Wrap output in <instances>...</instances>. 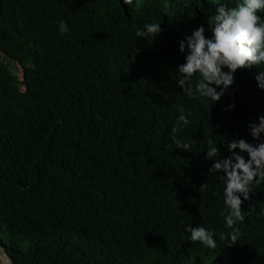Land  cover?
I'll return each mask as SVG.
<instances>
[{
  "label": "trees",
  "instance_id": "16d2710c",
  "mask_svg": "<svg viewBox=\"0 0 264 264\" xmlns=\"http://www.w3.org/2000/svg\"><path fill=\"white\" fill-rule=\"evenodd\" d=\"M217 6L0 0V241L13 264H264V178L250 184L229 246L224 183L205 159L208 140L217 159L232 139L255 143L257 69H238L214 105L176 83L179 41L201 25L211 35ZM145 23L162 31L138 37ZM180 108L189 124L175 135L190 150L172 142ZM187 224L212 231L216 248L187 240Z\"/></svg>",
  "mask_w": 264,
  "mask_h": 264
},
{
  "label": "clouds",
  "instance_id": "9594fccd",
  "mask_svg": "<svg viewBox=\"0 0 264 264\" xmlns=\"http://www.w3.org/2000/svg\"><path fill=\"white\" fill-rule=\"evenodd\" d=\"M123 2L129 5L133 0ZM213 2L218 6L215 14L208 18V31L211 35L206 36V29L201 25L179 41V51L186 55L184 63L177 67L179 77L176 79L177 85L187 95L207 98L212 105L229 91L234 83V74L241 68L255 67L257 87L264 90V69L260 67L264 65V16L257 14L264 13V0H235L234 7H226L221 0ZM58 31L62 35L68 33L69 25L63 20L59 21ZM161 31V24L145 23L136 35L155 38ZM194 76L196 82L193 85ZM234 107V103L229 104L226 110ZM178 111L179 115L172 128V142L176 149L190 150V144L175 135L178 127L189 124L190 113H185L183 108ZM257 119L258 123L252 121L248 125L255 143H249L243 138L232 139L226 144L230 153L226 158L217 159V143L207 141L205 159L212 161L208 173L219 174L224 183L225 210L221 215L225 227L230 231L222 234V238H228L229 246L238 241L239 230L234 225L245 219L242 202L249 198L250 184L264 178V114ZM204 187L206 184L200 186L201 189ZM184 230L189 234L187 240L199 242L209 250L216 248L212 231L204 226L187 224Z\"/></svg>",
  "mask_w": 264,
  "mask_h": 264
},
{
  "label": "rangeland",
  "instance_id": "374dc122",
  "mask_svg": "<svg viewBox=\"0 0 264 264\" xmlns=\"http://www.w3.org/2000/svg\"><path fill=\"white\" fill-rule=\"evenodd\" d=\"M7 61L9 62L10 66L12 67V69L14 70L15 73H17L18 75L22 76V67L18 62H14L13 60L7 59ZM6 259V257H2V260L4 261ZM7 264V263H6Z\"/></svg>",
  "mask_w": 264,
  "mask_h": 264
},
{
  "label": "water",
  "instance_id": "95a60500",
  "mask_svg": "<svg viewBox=\"0 0 264 264\" xmlns=\"http://www.w3.org/2000/svg\"><path fill=\"white\" fill-rule=\"evenodd\" d=\"M23 69V68H22ZM24 71V70H23ZM24 74V73H23ZM5 255L9 258L7 252H6V249L4 247V244L0 241V258H1V262H2V256ZM10 259V258H9ZM11 260V259H10ZM3 263V262H2ZM4 264V263H3ZM10 264H13L12 261Z\"/></svg>",
  "mask_w": 264,
  "mask_h": 264
},
{
  "label": "bare ground",
  "instance_id": "6f19581e",
  "mask_svg": "<svg viewBox=\"0 0 264 264\" xmlns=\"http://www.w3.org/2000/svg\"><path fill=\"white\" fill-rule=\"evenodd\" d=\"M2 257H6V259L3 261L2 260V262L4 263V264H10L11 263V260L7 257V256H5V255H3Z\"/></svg>",
  "mask_w": 264,
  "mask_h": 264
}]
</instances>
